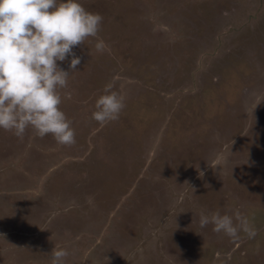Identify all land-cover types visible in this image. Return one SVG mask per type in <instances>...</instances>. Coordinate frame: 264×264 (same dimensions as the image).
Masks as SVG:
<instances>
[{"label": "rangeland", "instance_id": "obj_1", "mask_svg": "<svg viewBox=\"0 0 264 264\" xmlns=\"http://www.w3.org/2000/svg\"><path fill=\"white\" fill-rule=\"evenodd\" d=\"M79 2L103 21L61 90L75 144L0 129V264L55 247L64 264H264V0ZM109 82L125 107L101 125ZM217 211L256 236L201 228Z\"/></svg>", "mask_w": 264, "mask_h": 264}, {"label": "clouds", "instance_id": "obj_2", "mask_svg": "<svg viewBox=\"0 0 264 264\" xmlns=\"http://www.w3.org/2000/svg\"><path fill=\"white\" fill-rule=\"evenodd\" d=\"M103 17L86 10L79 0H0V129L22 139L31 128L36 135L51 134L59 145L75 144V129L59 105L71 93L68 77L77 71L81 57L74 46L88 37H97ZM97 51L106 48L97 40ZM68 61L65 70L57 63ZM118 77H113V80ZM113 83L104 86L95 100L91 118L99 124L119 119L125 107L123 94L113 91ZM233 216L214 212L200 214L199 225H213L233 239L243 232L249 239L256 229L239 211ZM52 264H64L65 248L52 250Z\"/></svg>", "mask_w": 264, "mask_h": 264}]
</instances>
